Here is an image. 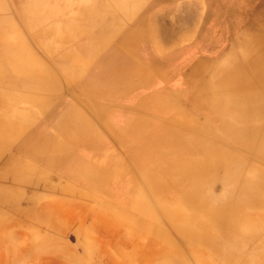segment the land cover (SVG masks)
<instances>
[{"label":"crops","instance_id":"1","mask_svg":"<svg viewBox=\"0 0 264 264\" xmlns=\"http://www.w3.org/2000/svg\"><path fill=\"white\" fill-rule=\"evenodd\" d=\"M146 1L0 0V110L16 115L20 129L9 131L12 138L0 150V264H125L111 248L110 233L95 227L107 224L111 205L124 206L135 181L122 143L138 141L112 129L144 120L147 127L163 126L170 115L158 119V113H170L173 105L159 107L156 98L178 95H163L161 88L142 97L136 87L152 85L160 71L157 58L168 61L183 44L185 28L199 20L193 7L198 0L176 2L165 15L151 5L143 9ZM84 58L88 65L78 74L76 63ZM48 74L56 85L68 75L70 89L31 87ZM77 113L96 130L90 137L65 133L77 125L63 116ZM96 172L108 179L96 184Z\"/></svg>","mask_w":264,"mask_h":264},{"label":"bare ground","instance_id":"2","mask_svg":"<svg viewBox=\"0 0 264 264\" xmlns=\"http://www.w3.org/2000/svg\"><path fill=\"white\" fill-rule=\"evenodd\" d=\"M255 10L249 29L241 31L238 42L223 52L227 60L206 65V59H197L189 65L185 73L187 97L180 108H170L174 100L178 102L177 96L156 98L159 107L171 109L170 117L163 119L161 134L154 133L156 130L151 129L154 127L144 126L145 120L138 127L113 129L122 138L136 132L142 136L141 141L122 143L144 178L132 171L135 181L130 182L131 188L122 201L131 213L125 216L121 211L118 213L122 219L119 222L129 235L127 243L132 241L136 246L138 237L145 240L154 236V241L148 238V244L156 248L145 254L151 261L147 264H264V2ZM84 60L76 63L78 74L88 65L87 59ZM75 69L73 66L69 73ZM40 78L37 85L31 86L35 90L70 89L68 75L62 76L57 85L50 74ZM84 89L87 90L86 85ZM7 101L6 97L1 103ZM190 103L207 112L197 113ZM63 118L76 121L77 126L65 132L72 139L90 137L91 131L96 132L83 122L87 118L79 113ZM18 120L16 115L0 110V150L12 138L8 137L9 131H20ZM251 155L257 158L256 168L249 163ZM247 160V166L251 165L248 168ZM105 178L108 179L101 172L93 174L96 184ZM126 215L138 219L133 221Z\"/></svg>","mask_w":264,"mask_h":264},{"label":"rangeland","instance_id":"3","mask_svg":"<svg viewBox=\"0 0 264 264\" xmlns=\"http://www.w3.org/2000/svg\"><path fill=\"white\" fill-rule=\"evenodd\" d=\"M183 1L188 0H162L158 1L157 3L152 2V0H147L146 4L143 6V9H147L151 5L158 11L160 15H165L167 13L166 11L175 7L176 2L180 3ZM198 2L199 3L197 5L193 6L197 8L198 11V23L185 28L187 31H184V38L180 41L183 44L180 43V45H178L175 49L171 50L175 51L173 54H170L171 56H169L168 61H166L164 57H162V59L160 56L157 58L156 65L159 66L160 71L159 74L155 75L152 85L142 88L135 86L137 88L136 93H140L142 97L149 95L151 90H157L160 92L161 88H165L164 92H162L163 95H166L167 93H175L178 95V97H176L178 98V102L174 100L172 108H180L183 103L182 100L187 97L188 88H186L184 83L185 73L187 72L189 65L193 64L194 61L199 58H205L207 61L206 65H216L221 60H227V57L222 55L223 52L228 51L227 49L231 46V44L238 42L237 39H239V34L242 33L241 31L249 29L251 16H253L254 12L256 11L255 8L263 3L264 0H206V3L205 0H198ZM208 3L210 4V7H207L209 6ZM218 19L219 21H222H220L221 24L218 22ZM171 27L179 30L182 28L173 26ZM146 68L149 69V65H147ZM81 88L86 90L84 89V85H82ZM190 105L194 108L191 109L197 111V113L205 114L207 112L205 108L197 109L191 103ZM167 115L171 114L158 113V119L164 118ZM145 122L147 123V121H144L143 123ZM163 122L165 121L163 120ZM174 124L175 126L178 125L176 122H174ZM151 129H155L156 131H154V133L156 134H161L164 131L161 127ZM140 135L137 132L131 133L127 139L133 137V141H141L142 136ZM127 158L130 162L126 167V171L136 172L144 178V173L140 171L134 162H131V156L129 154H127ZM256 159L257 158H255L253 155L250 156L249 163L253 165L254 168L257 167L255 165ZM247 165L248 160L246 161L245 167L248 168L251 166ZM147 192L148 191L146 190L145 195L149 199L150 194ZM125 195H127V193H125ZM125 195L123 197H125ZM123 197L120 198L122 199ZM118 211H121L124 216L125 214L128 215L131 213L129 207H118L117 210L110 207V211H106L107 215L104 214V218L106 216L105 219H107V224H95V227H98L99 231H102V226H104L103 230L110 233L109 237L111 248H118L119 252L123 254L122 259L125 261V264H147L151 262L148 260L145 254H151V249L153 250L156 248L152 246L151 243L148 244V238H151L154 241V236H149L145 240H143L144 238L140 236L135 239L138 241L136 246H133L132 241H128L131 243V245H129V243L126 241V239L129 238V235L125 233L122 223L119 222L122 221V219ZM159 214L161 217L163 216L161 213ZM127 217H130V219L133 221H136L137 218L133 215H129ZM124 252L126 253L125 255ZM136 253H138L137 257L134 256ZM152 258L156 259L155 257Z\"/></svg>","mask_w":264,"mask_h":264}]
</instances>
